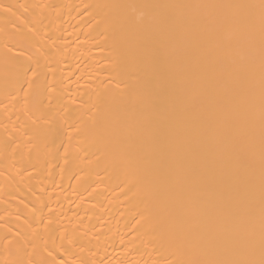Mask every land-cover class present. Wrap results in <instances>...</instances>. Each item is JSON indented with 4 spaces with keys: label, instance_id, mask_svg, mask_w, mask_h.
I'll return each instance as SVG.
<instances>
[{
    "label": "bare ground",
    "instance_id": "obj_1",
    "mask_svg": "<svg viewBox=\"0 0 264 264\" xmlns=\"http://www.w3.org/2000/svg\"><path fill=\"white\" fill-rule=\"evenodd\" d=\"M0 264H264V0H0Z\"/></svg>",
    "mask_w": 264,
    "mask_h": 264
}]
</instances>
